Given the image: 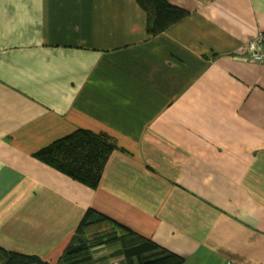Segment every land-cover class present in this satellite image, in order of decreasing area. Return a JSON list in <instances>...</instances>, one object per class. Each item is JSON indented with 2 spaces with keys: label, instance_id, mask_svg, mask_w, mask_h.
I'll return each instance as SVG.
<instances>
[{
  "label": "crops",
  "instance_id": "1",
  "mask_svg": "<svg viewBox=\"0 0 264 264\" xmlns=\"http://www.w3.org/2000/svg\"><path fill=\"white\" fill-rule=\"evenodd\" d=\"M169 1L151 37L136 0H0V246L55 263L94 208L183 264H264V0ZM78 128L118 147L97 188L35 156Z\"/></svg>",
  "mask_w": 264,
  "mask_h": 264
},
{
  "label": "trees",
  "instance_id": "2",
  "mask_svg": "<svg viewBox=\"0 0 264 264\" xmlns=\"http://www.w3.org/2000/svg\"><path fill=\"white\" fill-rule=\"evenodd\" d=\"M147 17V33L157 36L188 16L183 7L169 0H136ZM104 132L78 128L36 152L41 161L67 176L97 188L110 155L117 149ZM115 248L123 264H183L184 257L94 208L83 215L70 242L57 262L36 254H25L0 246V264H95L94 249Z\"/></svg>",
  "mask_w": 264,
  "mask_h": 264
},
{
  "label": "built area",
  "instance_id": "3",
  "mask_svg": "<svg viewBox=\"0 0 264 264\" xmlns=\"http://www.w3.org/2000/svg\"><path fill=\"white\" fill-rule=\"evenodd\" d=\"M243 48L248 60L264 64V31L259 32L258 36L248 41Z\"/></svg>",
  "mask_w": 264,
  "mask_h": 264
}]
</instances>
